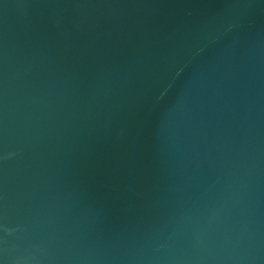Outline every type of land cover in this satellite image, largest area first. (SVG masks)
<instances>
[{
  "label": "water",
  "instance_id": "water-1",
  "mask_svg": "<svg viewBox=\"0 0 264 264\" xmlns=\"http://www.w3.org/2000/svg\"><path fill=\"white\" fill-rule=\"evenodd\" d=\"M0 264H264V0H0Z\"/></svg>",
  "mask_w": 264,
  "mask_h": 264
}]
</instances>
